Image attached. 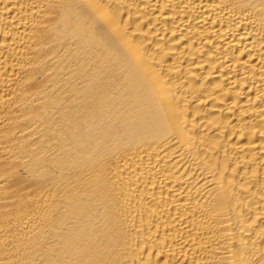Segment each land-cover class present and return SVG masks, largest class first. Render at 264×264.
<instances>
[{
	"label": "bare ground",
	"instance_id": "obj_1",
	"mask_svg": "<svg viewBox=\"0 0 264 264\" xmlns=\"http://www.w3.org/2000/svg\"><path fill=\"white\" fill-rule=\"evenodd\" d=\"M0 264H264V0H0Z\"/></svg>",
	"mask_w": 264,
	"mask_h": 264
}]
</instances>
